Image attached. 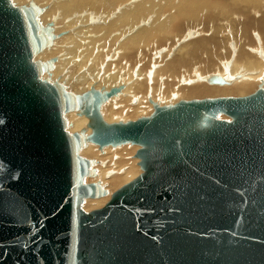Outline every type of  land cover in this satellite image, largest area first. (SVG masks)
<instances>
[{
    "label": "water",
    "instance_id": "1",
    "mask_svg": "<svg viewBox=\"0 0 264 264\" xmlns=\"http://www.w3.org/2000/svg\"><path fill=\"white\" fill-rule=\"evenodd\" d=\"M42 11L0 0V264H264V90L107 124L97 106L115 90L38 82L51 61L33 57L53 38ZM80 109L92 143L141 146L143 172L89 213L82 198L106 192L80 185L92 161L63 119Z\"/></svg>",
    "mask_w": 264,
    "mask_h": 264
},
{
    "label": "bare ground",
    "instance_id": "2",
    "mask_svg": "<svg viewBox=\"0 0 264 264\" xmlns=\"http://www.w3.org/2000/svg\"><path fill=\"white\" fill-rule=\"evenodd\" d=\"M104 1H106L107 3L110 1L111 2V0H104ZM114 1V3L116 2V0H113ZM112 1V2H113ZM120 1V0H119ZM132 1V0H131ZM144 1V0H143ZM148 1V0H147ZM159 1V0H158ZM161 1V0H160ZM179 1V0H178ZM202 1V3L203 2H206V0L205 1H203V0H201ZM208 1V0H207ZM221 1V0H220ZM220 1H218L217 0V2H219L220 4H222ZM225 0H223V3L225 4V2H224ZM230 1V0H229ZM237 1V0H236ZM238 1H240V0H238ZM243 1V0H242ZM35 2V1H34ZM95 2H97V0H91V2H90V0H51V2L49 3V5H50V9H49V11H52V13H53V16L52 15H49V16H47L48 14H49V12L47 13L46 11H45V13H44V19H46V20H48V19H50V20H56V23L55 24H53L50 28H48V25H46L43 29H46V33H49L50 35H52L53 36V38L52 39H56L57 41H59L60 43L62 42V40L63 39H67L68 41H69V45H68V48L65 50V51H61V52H59V53H57V57H58V63H54L53 61H51V69L50 70H46L41 76H39V78H38V82H44V83H51V84H57V85H60L63 89H64V91H67V90H69V89H72L71 90V95L72 96H74V97H80L81 95H83L86 91H89V90H91V89H94L95 90V87L93 88L92 87V85H91V83L95 80V78H96V76L98 75V68H97V70H95V68H93V64H94V57H98V55H99V52H98V54L97 53H95L94 51H92L91 52V50L93 49V47H94V45L92 46V44H90V43H92V38L93 39H95V37L93 36V34H95L96 33V35L95 36H97V35H99L101 32H99V34H98V32H93L94 30H95V28H93L92 29V32H93V34H92V32H91V36H89V32H88V29H90L89 27L87 28V26H86V28L84 27H82V28H79V29H77L76 31H74V32H72V33H70V34H68V35H66V36H61L60 38L58 37V34H63V33H65V32H68V31H71V29H72V25L73 24H75L76 22H78V23H83L85 20H86V18H89V16H87L85 13H87L88 14V12H89V8L90 7H92V6H90V4L91 3H94L95 4ZM105 2V3H106ZM139 2H142V1H139ZM138 1L136 2V4L137 3H139ZM171 1L169 0V3H170ZM172 2H173V0H172ZM181 2V1H180ZM188 2L190 3V2H192V3H195V2H197L196 0H194V2H193V0L192 1H190V0H186V1H183V2H181V4H182V7H183V11L182 10H180L181 9V4L179 3L178 5H180V6H178L177 4V7H180V14H183L184 15V10L186 9V7L189 5L188 4ZM209 2V1H208ZM228 2V1H227ZM226 2V3H227ZM102 3H104V2H102ZM118 3V2H117ZM145 3H147V2H145L144 1V3L143 4H145ZM192 3H190V4H192ZM201 2H200V4H202ZM211 3V4H210ZM216 3V2H215ZM215 3H214V6H212V2H209V8L211 7H214L213 9H215V12H216V9H217V7L215 6ZM219 3H216V4H219ZM243 3V2H242ZM247 3V6H250V11H249V14H252L253 13V15L254 14H257V13H259L260 11L262 12V14L259 16V18H257V20L255 21V29L254 30H256V35H254V36H256L257 38H258V40H255L254 39V44H252V42L253 41H250V39L252 38H248L247 39V41H243V42H240L241 44H237L236 43V45L233 43V42H231V44H230V46H231V48L233 49V47H235L233 50L234 51H236V52H234V54H233V56H232V58H231V60L229 59L228 60V63L226 64L225 63V65H223V64H221V63H217L218 64V66H216V68L213 70V71H206L207 73H205V70L203 71H201L200 70V66H201V64H199L198 65V63H197V61H194V60H191L192 62L189 64L190 65V69H191V67L192 66H195V67H193V69H194V71H193V69H191L189 72H188V70H187V68H185V66H180L181 68H179V67H177V68H174V69H172V71L170 70V68L172 67V65H176V66H179V65H182L181 63L183 62V61H185L186 63H187V59L189 58V60L190 59H192V57H191V55H192V53H193V51L196 49L195 47H197L198 45H196V43H198L197 42V40L196 39H193V40H191L192 38H194V36H192V33L191 34H188V35H186L185 37L184 36H182V34L183 33H181V35H180V37L182 36V37H184L183 38V40L182 41H178L176 44H170L169 46H167V48H166V50H165V48L163 49V50H165L164 52V54H162V56L161 57H159V58H168L169 57V55H170V53H171V56H172V58L167 62L166 61V63L165 64H163L161 67H159V69H157V70H155V73L152 75L153 76V78H154V76H158V75H162L161 73H164L163 71L165 70L166 71V73H167V75L168 74H170V75H168L167 76V81H165L166 83H164V82H162V83H160L159 82V84H156V85H154V86H150L149 87V89L147 88V86H143L144 85V83L143 82H139V84H135L134 82H132V81H127V79H125V78H123V74H118V75H111V74H109V75H111V77H106V78H112L105 86L103 85V83H102V79H103V77L105 76V73H104V75H103V77H102V79H100L99 78V87H100V95H102V94H104V93H108V92H110L112 89L113 90H115V92L113 93V94H115V95H111L105 102H103V103H101V104H99L98 106H97V109H98V111H99V113H100V115H101V117H102V119H103V121L105 122V123H107V124H113V123H115V124H127V123H129V122H131V121H135V120H137V119H145V118H150L153 114H154V111H155V109H154V104H156V105H158L159 107H172V106H174L175 104H177L178 102H180V101H192V100H205V99H207V100H212V99H210V97H213V99L214 98H217L218 96H220L221 98L223 97V98H227V97H231V96H239V97H242V98H244V97H247V96H250V95H252V94H254L258 89H262V90H264V0H250V1H248V2H246ZM110 3H108V4H104L105 6L106 5H109ZM125 4V3H124ZM130 3H128V5H126V6H123V7H119V9H115L116 11H117V15L115 14V13H113L114 15H116V16H114V15H112V17H111V19L113 18V16L114 17H118V16H121L122 17V15L123 14H126L127 13V11H128V14L130 13V15L132 14L131 13V11L129 10L130 8L129 7H132L131 5H129ZM154 4V3H153ZM198 4V3H197ZM196 3L194 4V6H195V8H194V11L195 12H193V9H190L191 11H192V13H196V11L198 10V11H200V9L201 8H198V7H200L199 6V4L197 5ZM208 4V3H207ZM222 5V6H225V7H229L228 9L226 8V10H221V11H223L224 13L222 14L221 12L220 13H217L218 14V17H223V18H230L229 16L232 14V15H234L233 13V8L231 7V5H229L228 3V6L227 5ZM245 4V3H244ZM103 5V6H104ZM147 5V4H146ZM146 5H144L145 7H146ZM149 5V4H148ZM175 6V4L174 3H172L171 4V7L172 6ZM41 6V4H38L37 5V7L39 8ZM134 6V5H133ZM168 6H170V4L168 5ZM193 6V7H194ZM204 6H206L205 4L203 5V6H201V7H204ZM218 6H220V5H218ZM242 7H243V9L245 8V7H247V6H243V5H241ZM43 7V6H42ZM107 7V6H106ZM111 9H112V7H111V5L109 6ZM138 7L139 6H135V7H133L134 9L135 8H137V10L138 11H142V8H141V10H139L138 9ZM140 7H141V5H140ZM139 7V8H140ZM144 7V8H145ZM163 7V6H162ZM176 7V6H175ZM176 7V8H177ZM225 7H224V9H225ZM118 8V7H117ZM168 8V7H167ZM176 8H175V10H176ZM189 7H187V9H188ZM208 8V7H207ZM206 7L205 8H203V9H207ZM210 8V9H211ZM40 9V8H39ZM93 9V8H92ZM105 9V8H104ZM132 9V8H131ZM170 9V8H169ZM212 9V12L214 11ZM221 9H222V7H221ZM109 9H107V11H108ZM113 10V9H112ZM115 10H113V11H115ZM137 10H132V11H134V13L136 14V13H138L137 15L139 16H141V13L143 12H145V14L147 13V11H145V10H147V9H144V11H142V12H138ZM156 10V9H155ZM154 10V11H155ZM161 10V9H160ZM171 10V9H170ZM172 10H174V9H172ZM171 10V11H172ZM259 12H258V11ZM110 11V10H109ZM130 11V12H129ZM159 11V10H158ZM177 11H178V9H177ZM206 11V10H205ZM103 12V11H102ZM149 12V11H148ZM162 12V11H161ZM160 12V13H161ZM164 12V11H163ZM167 12V11H166ZM203 12H204V10H203ZM208 12H211V10L209 11L208 10ZM211 12V13H212ZM218 12V11H217ZM236 12V11H235ZM238 12V11H237ZM260 12V13H261ZM91 13H93V12H91ZM134 13H133V15H134ZM176 13V15H178L177 14V12H175ZM198 13V12H197ZM207 13V12H206ZM206 13H204L205 14V16L207 17L208 15V13L206 14ZM210 13V15L212 16V14ZM42 13H40L39 15H41ZM98 14V13H97ZM165 14V13H164ZM38 15V16H39ZM107 15L109 16V13L107 12ZM130 15L129 16H125V19H128V17L130 18ZM143 15V14H142ZM168 15V14H167ZM174 15V14H173ZM192 15V14H191ZM190 15V16H191ZM93 16H94V14H93ZM107 16V17H108ZM132 16V15H131ZM139 16V17H140ZM147 15H145V20H146V17ZM160 16H162V15H160ZM169 16H172V15H170L169 14ZM187 16H188V14H187ZM189 16V17H190ZM198 18H200L201 19V17H202V13H201V17H200V12L198 13ZM236 16H237V14H236ZM235 16V17H236ZM135 17V16H134ZM138 17V18H139ZM143 17V16H142ZM158 17H159V15H158ZM181 17V16H180ZM180 17H178L177 19L179 20V18ZM192 17V16H191ZM195 17V16H194ZM206 17H205V19H206ZM213 17V16H212ZM217 16H215V18H216ZM238 18L240 17V16H237ZM236 17V18H237ZM93 18V17H92ZM103 18V17H102ZM110 18V17H109ZM133 18V17H132ZM132 18H131V20H132ZM135 18H137V17H135ZM135 18H133V19H135ZM155 18V17H154ZM153 18V19H154ZM165 18H167V17H165ZM176 18V17H175ZM183 18V17H182ZM196 18V17H195ZM203 18V17H202ZM211 18V17H210ZM98 19V18H97ZM117 19V18H116ZM122 19H123V22H121L122 24H123V26H125L124 25V22L125 23H127V20H125L124 21V18L122 17ZM141 19V18H140ZM140 19H136L135 20V22L133 21V24L132 25H136L135 27H137V24L136 23H138L139 24V21H140ZM173 19H174V17H173ZM177 19H174V20H165V21H167V23L165 22V23H163V21L164 20H162L161 22L160 21H158V18H156V21L155 20H153V21H151V19L150 18H148L147 20H146V23H147V21H149V22H151V24H150V29H151V27L152 26H154L155 27V31L157 32V34H160V33H163L164 31H167V29L166 30H164L165 28H169V27H171V28H173V29H177L176 31H177V34H179L178 32H179V30H178V27H177V24L179 25V22L177 23ZM184 19L186 20V18L184 17ZM183 19V20H184ZM192 19V18H191ZM217 19V18H216ZM103 20H104V23L106 22V20L103 18ZM110 20V19H109ZM114 20V19H113ZM120 20V19H119ZM130 20V21H131ZM145 20L143 21V19L140 21L142 24H145ZM161 20V19H160ZM196 20H198V19H196ZM235 20V19H234ZM233 20V21H234ZM116 20H114V22H115ZM118 21V20H117ZM120 21H122V20H120ZM119 21V22H120ZM190 22H192L191 20H189ZM201 21V20H200ZM199 21V22H200ZM202 21H203V19H202ZM213 21H214V19H213ZM225 21H226V19H225ZM229 21V20H228ZM49 22V21H48ZM53 21H51V23H52ZM94 23H96V20L95 21H93ZM92 22V24L94 25V23ZM100 22H101V20H100ZM112 22V26H113V21H111ZM132 22V21H131ZM148 22V23H149ZM184 22V21H183ZM186 22H187V20H186ZM195 22V21H194ZM198 22V21H197ZM197 22H196V24H197ZM221 22V21H220ZM224 22V21H223ZM222 22V23H223ZM229 22H231V19H230V21ZM99 23V21H97V24ZM102 23H103V21H102ZM102 23H99L100 24V28L102 29V27H105L106 29H107V27L106 26H102L101 24ZM103 23V24H104ZM108 23V22H107ZM117 24L116 25H122V24H118V22H116ZM128 25L130 26V22L128 21ZM188 23V22H187ZM228 23V22H227ZM98 24V25H99ZM214 24H215V22H214ZM220 24V23H219ZM225 24V23H224ZM98 25H94V26H92V27H96L97 28V26ZM105 25V24H104ZM110 25V26H111ZM140 26H139V28L137 29V30H135V34H134V36H135V38L136 39H138L139 38V36H141L142 37V35L140 34L139 35V33H141V32H143L144 33V31H147L148 29H149V27L147 26V25H141V24H139ZM182 26H183V24H181ZM187 25V27H188V25H191L192 26V24H186ZM195 25V24H194ZM227 25V24H226ZM225 25V26H226ZM229 25V24H228ZM249 25H251V23L250 22H248L247 21V24H246V29H248V27H249ZM112 26L110 27V28H112ZM119 26V27H120ZM126 26H127V24H126ZM197 26V25H196ZM254 26V25H253ZM109 27V26H108ZM117 27V26H116ZM116 27H114L113 29H114V31L116 30L115 28ZM131 27V26H130ZM98 29V30H101V29ZM122 28H124V27H122ZM170 28V29H171ZM180 28V27H179ZM182 28V27H181ZM188 28H190V27H188ZM194 28V27H193ZM227 28V27H226ZM236 28V27H235ZM96 29V31H98ZM118 30H119V28H117ZM125 29V28H124ZM124 29H121L122 31L124 30ZM127 29V28H126ZM125 29V31H127ZM131 29H132V27H131ZM149 29V30H150ZM152 29H154V28H152ZM184 29V28H183ZM182 29V30H183ZM221 29V28H220ZM104 30V28L102 29V31ZM107 30H111V29H107ZM106 30V31H107ZM121 30L120 31H118V32H121ZM128 30H130L129 28H128ZM189 30V29H188ZM191 30V29H190ZM196 30V29H195ZM201 32H203V30L204 29H199ZM211 30H213V29H211ZM228 30V29H227ZM230 31H231V35H230V40L231 39H233L232 38V32H233V30H235L234 28H232V30H231V27H230V29H229ZM228 30V31H229ZM254 30H252V31H254ZM106 31H105V33H106ZM112 31V30H111ZM113 31V32H114ZM124 31V32H125ZM133 31V30H132ZM131 31V32H132ZM183 31H185V30H183ZM197 31V30H196ZM240 31V30H239ZM108 32H110V31H107V33ZM153 32V31H152ZM169 32V31H168ZM243 32V31H242ZM58 33V34H57ZM103 33H104V31H103ZM112 32H110V34H111ZM128 33V32H127ZM146 33V32H145ZM145 33H144V35H145ZM155 33V32H154ZM165 33V32H164ZM167 33V32H166ZM186 33V32H185ZM189 33V32H188ZM195 33V32H194ZM199 33V32H198ZM240 33V32H239ZM258 33V34H257ZM109 34V33H108ZM109 34V35H110ZM168 34V33H167ZM170 34H172L173 35V33H170ZM175 34V33H174ZM202 34V33H201ZM214 34V33H213ZM219 34V33H218ZM221 34L222 33H220V36H221ZM225 34H226V32H225ZM229 34H230V32H229ZM251 34H253V32H251ZM37 35H43V32L42 31H39L38 33H37ZM104 35V34H103ZM129 35V34H128ZM137 35H139V36H137ZM143 35V36H144ZM161 35V34H160ZM176 35V34H175ZM200 35V34H199ZM212 35V34H211ZM244 35V34H243ZM105 36V35H104ZM133 35L131 34V38L133 39V37H132ZM162 36V35H161ZM191 36H192V38H191ZM201 36V35H200ZM86 37H88V38H86ZM90 37H92V38H90ZM101 37V36H100ZM106 37V36H105ZM140 37V38H141ZM145 37H147V39L148 38H150L149 36H148V33L146 34V36ZM163 37H165V36H163ZM163 37H162V39H163ZM169 37V36H168ZM212 37H213V35H212ZM222 37V36H221ZM255 37V38H256ZM97 38V37H96ZM114 38V36L112 37V39ZM124 38H126V36L124 37ZM140 38H139V40H140ZM154 38V37H153ZM155 38H157V35L155 36ZM160 38V37H159ZM169 38H171L170 40H173L174 38H172V36L171 37H169ZM208 38H209V36H208ZM216 38V37H215ZM256 38V39H257ZM52 39L49 41V45H46L45 47H43L39 52H37L36 54H35V56L33 57V61H38V62H40L42 65L43 64H45V63H47L48 62V60L50 59V58H52L53 56H54V52L56 51V45H55V42L54 41H52ZM88 39V40H87ZM107 39V38H106ZM122 39V38H121ZM143 39V38H142ZM161 39V40H162ZM165 39V38H164ZM207 39V38H206ZM210 39H212L211 37H210ZM178 39H176V41H177ZM180 40V39H179ZM203 40H205V39H203ZM207 40H209V39H207ZM226 40H227V38H226ZM93 41H95V40H93ZM101 41V40H100ZM113 41V40H112ZM115 41H117V39L115 40ZM125 41H128V39L126 40L125 39ZM124 40L123 41H121V42H123L122 43V45H120L119 47H121V49H122V46L125 44L124 42H125ZM131 43H133V44H131V46L132 45H134V44H136V43H134L133 41L134 40H129ZM138 41V40H137ZM142 41H144V40H142ZM146 41V40H145ZM152 41V40H151ZM175 40H174V42H176ZM232 41V40H231ZM87 42H88V44H87ZM120 42V43H121ZM130 42H128L129 44H130ZM148 42V41H147ZM211 42V41H210ZM214 42V41H213ZM67 44H68V42H66ZM65 43V44H66ZM114 43V42H113ZM154 43V42H153ZM233 43V44H232ZM64 44V43H63ZM101 44V43H100ZM142 43H140V45H141ZM148 45H149V43H147ZM256 44V45H255ZM110 45V44H109ZM113 45V44H112ZM116 45V44H115ZM126 45V44H125ZM146 45V44H145ZM144 45V46H145ZM148 45H147V47H148ZM165 45H166V43H165ZM167 45H168V43H167ZM174 45H176V46H174ZM90 46H92V48L90 47ZM102 46H104V45H102ZM101 46V47H102ZM230 46H228V47H230ZM100 47V48H101ZM126 47V46H125ZM134 47L136 48V46L134 45ZM133 47V48H134ZM146 47V46H145ZM163 47V46H162ZM175 47V48H174ZM190 47H193V48H191V50L190 51H187ZM91 48V49H90ZM112 48V47H111ZM110 48V49H111ZM127 48V47H126ZM139 48H141V46L139 47ZM161 48V47H160ZM94 49H96V48H94ZM93 49V50H94ZM120 49V50H121ZM123 49H125V48H123ZM129 49V48H128ZM127 49V50H128ZM138 49V48H137ZM162 49V48H161ZM206 50H207V48H205ZM231 49V50H232ZM107 50H109V49H107ZM106 50V51H107ZM119 50V49H118ZM126 50V49H125ZM135 50V49H134ZM162 50V51H163ZM230 50V49H229ZM97 51H98V49H97ZM96 51V52H97ZM103 51V50H102ZM116 51V50H115ZM114 51V52H115ZM129 51V50H128ZM131 51V50H130ZM136 51V50H135ZM104 52V51H103ZM112 52V51H111ZM119 53H120V51H118ZM123 52V51H122ZM121 52V53H122ZM126 52V51H125ZM134 52V51H133ZM136 52H138V50L136 51ZM117 53V52H116ZM124 53V52H123ZM132 53V52H131ZM131 53H130V55H131ZM153 53V52H152ZM205 53V52H204ZM155 54V53H154ZM113 55V54H112ZM145 55V54H144ZM159 55H161L160 53H159ZM203 55V54H202ZM60 56L61 57H63L62 59L60 58ZM76 56V57H75ZM115 56H116V54H115ZM114 56V57H115ZM125 56V55H124ZM204 56V55H203ZM208 56V55H207ZM90 57H93V58H90ZM97 57H96V60H97ZM113 57V56H112ZM126 57V56H125ZM131 57H132V55H131ZM178 57H180V58H178ZM71 58V59H70ZM88 58H90V59H93V64H89L90 66H88V62H90L89 60H87ZM117 58H118V54H117ZM123 58V57H122ZM121 58V59H122ZM113 59V58H112ZM126 59V58H125ZM130 59V58H129ZM142 58H140L139 60H141ZM144 60V59H143ZM180 60V61H179ZM224 60V59H223ZM61 61H63V63L61 62ZM86 61H88V62H86ZM119 61H120V59H119ZM121 61H123V59L121 60ZM120 61V64L122 63ZM127 61V60H126ZM157 61V60H156ZM162 61H163V59H162ZM208 61H209V59H208ZM218 61V60H217ZM225 61V60H224ZM91 62V63H92ZM117 62V61H116ZM115 62V63H116ZM128 62H129V60H128ZM158 62V61H157ZM194 62V63H193ZM62 63V64H61ZM67 63H73L74 65V68H73V70L74 71H70V70H72V69H69V74H68V69L66 70V67H65V64H67ZM118 63V62H117ZM143 63V62H142ZM207 63V62H206ZM222 63H224V62H222ZM108 64V63H107ZM106 64V65H107ZM124 64V63H123ZM125 64H127V63H125ZM129 64V63H128ZM161 64V63H160ZM193 64V65H192ZM202 64H204V63H202ZM208 64V63H207ZM67 65H70V64H67ZM66 65V66H67ZM72 65V64H71ZM113 65V64H112ZM184 65V64H183ZM118 66H120V65H118ZM118 66H112V67H118ZM121 66H122V64H121ZM124 66V65H123ZM127 66V65H126ZM129 66V65H128ZM127 66V67H128ZM165 66V67H164ZM206 66V65H205ZM204 66V67H205ZM164 67V68H163ZM184 67V68H183ZM202 67V66H201ZM204 67H202V68H204ZM76 68V69H75ZM206 68V67H205ZM81 69V70H80ZM111 69V68H110ZM116 69V68H115ZM207 69V68H206ZM211 69H213V68H211ZM79 70V71H78ZM95 70V71H94ZM178 70L180 71V70H182V74H183V77H184V79H182V80H184L185 82L183 83V84H185V83H187L186 82V80L187 79H189V80H191V82L193 81V83H191L190 85H187V86H184V87H182V86H179V84H178V81H179V79H178V76H179V73H178ZM62 71V72H61ZM78 71V72H77ZM80 71H81V77L80 78H78L77 80V82H73V80L75 81V79H72L71 77H73L74 76V78L77 76V75H79V73H80ZM113 71H114V68H113ZM117 71V70H116ZM128 70H126V72H127ZM63 72H64V74H63ZM124 72H125V70H124ZM143 72H145V71H143ZM140 69L138 70V76H140V77H143L144 76V74L146 73H143ZM204 72V73H203ZM60 73H62L64 76H62V74L60 75ZM90 73H92V75H93V77H91V76H88ZM110 73V72H109ZM113 73H116V72H113ZM75 74V75H74ZM117 74V73H116ZM128 74H129V76L130 77H132V71H129L128 72ZM181 74V73H180ZM73 75V76H72ZM164 75V74H163ZM62 76V77H61ZM87 76H88V78H87ZM102 76V75H101ZM90 77V78H89ZM100 77V76H99ZM134 77H135V73H134ZM214 77H219L221 80H222V82L221 83H219V84H217V83H213V78ZM69 78H71L70 80H68ZM150 78H152V77H150ZM162 78H164V76L162 77ZM166 78V77H165ZM190 78H192V79H190ZM104 79H105V77H104ZM103 79V80H104ZM155 79V78H154ZM152 80V81H154L155 82V80ZM107 80V79H106ZM162 80V79H161ZM112 81V82H111ZM150 81V80H149ZM105 82H107V81H105ZM104 82V83H105ZM174 82H176L177 83V85H175V83ZM173 83H174V85H173ZM76 84H78V85H76ZM164 84H165V86H164ZM102 85V86H101ZM161 85V86H160ZM104 89V90H103ZM148 90H149V92H148ZM175 91V97H174V99L172 100V101H169L168 102V98H169V96H170V94H173V92ZM146 93H148L147 94V99H148V102L147 103H143L144 101L142 100V99H140L138 102H134V99L135 98H142V96L144 95V94H146ZM119 103H123V104H125V106H126V110H125V112H123V113H121L122 112V107L121 108H119ZM134 103V104H133ZM130 106V107H129ZM82 111V109H80V110H75V111H69V112H64L63 113V119L65 120V124H66V126H65V131L69 134V135H73V134H80V135H82L83 136V142L85 143L81 148H79L78 149V151L76 152V156L77 157H79V158H81V159H91V158H95L96 157V153H97V150L98 149H100V151H102V152H104V154L106 153V152H108V156L109 157H114V159H113V161H112V169H114L115 171H119V169L122 167V165L124 164L123 163V160L125 159V156L126 155H129V154H132V153H135L138 149H140L141 148V146H139V145H137V144H133V143H131V142H127V143H123V144H118V145H113V144H110V145H106V146H103V147H100V146H98L97 144H94V143H92L90 140H89V138H90V136L92 135V129L91 128H89L88 127V125H87V123H88V119L83 115V113L81 112ZM218 115H219V113H218ZM220 115H222V114H220ZM225 115V114H224ZM217 117H220V116H217ZM208 118V115H203V117H202V120H201V122H200V126L202 127V126H204L205 125V120ZM215 119H217V118H215ZM226 119V120H225ZM225 119H224V121H227V122H230V121H232V119L231 118H228V117H225ZM95 152V153H94ZM131 159H132V165H131V167H130V169L126 172V173H124V174H122V175H119L118 173H115L113 176H111L110 178H109V191L106 193V195L105 196H107V197H104V198H88V197H84V198H82V200L84 199V207H83V211H86L87 213H89L90 211H92L93 209L94 210H96V209H100V208H102L109 200H110V198H111V195L115 192V191H117L118 189H120L121 188V186H123V184H128V183H130L131 181H133L137 176H139L143 171H142V169H141V167L139 166V162H138V160L136 159V157L135 156H129ZM92 165H93V162H92ZM91 165V166H92ZM90 166V167H91ZM108 168V167H107ZM104 169H106V168H104ZM86 176V175H85ZM84 177V176H83ZM81 182L83 183V184H85V180L82 178L81 179ZM97 187H98V189L99 190H103V185H104V182H103V180L100 178L99 180H97L96 181V184H95ZM82 200H81V202H82Z\"/></svg>",
    "mask_w": 264,
    "mask_h": 264
},
{
    "label": "rangeland",
    "instance_id": "3",
    "mask_svg": "<svg viewBox=\"0 0 264 264\" xmlns=\"http://www.w3.org/2000/svg\"><path fill=\"white\" fill-rule=\"evenodd\" d=\"M9 1V4H10V6L11 7H28L29 6V3L30 2H32V3H34L36 6L38 5V4H41V6L39 7L40 9H43V11H42V14L41 15H39V16H37L36 17V21H37V23L42 27V28H44L46 25H48V28H50L53 24H55L56 23V20H50V19H48V20H46V19H44V13H45V11L48 13L49 12V14L47 15V16H49V15H52L53 16V13H52V11H49V9H50V5H49V3L51 2V0H8ZM35 1V2H34ZM95 1V0H94ZM113 0H111V2L109 1L108 3H110L109 5H104V4H108L106 1H104V0H97V2H95V4L94 3H91L90 4V6H92V7H90L89 8V12H88V14L87 13H85L87 16H89V18H86V20L83 22V23H78V22H76L75 24H73L72 25V29H71V31H68V32H65V33H63L62 35L61 34H58V37L60 38L61 36L63 37V36H66V35H68V34H70V33H72V32H74V31H76L77 29H79V28H86V26H87V28L89 27L90 29H88V32H89V36H91L92 34H93V32H98V34H99V32H101L99 35H97V36H95L96 35V33L95 34H93V36L95 37V39H93L92 37H90V38H92V43H90V44H92V46L94 45V47H93V49L94 48H96V49H92L91 50V52L92 51H94L95 53H97L98 54V52H99V55H98V57H97V60H96V57H90V58H93L94 59V61H93V59H90V58H88L87 60H89L90 62H88V61H86V62H88V66H90L89 64H93V62H94V64H93V68H95V70H97V68H98V75L96 76V78H95V80L91 83V85H92V87L94 88L95 87V90L96 91H98V92H100V87H99V78L100 79H102V77H103V75H104V73H105V79H104V77H103V79H102V83H103V85L105 86L111 79L110 78H106V77H111V75L113 74V75H118V74H123L122 76H123V78H125V79H127V81H132V82H134L135 84H139V82L141 83V82H143L144 83V85L143 86H147V88L149 89V87L150 86H154V85H156V84H159V82L160 83H162V82H164V83H166L165 81H167V76L168 75H170V74H168L167 75V73H166V71L164 70L163 72L164 73H161L162 75H156V76H154V78H153V74L155 73V70H157V69H159V67H161L163 64H165L166 63V61L168 62L171 58H172V56H171V53H170V55H169V57L168 58H159V57H161L162 56V54H164L165 52V50H166V48H167V46H169L170 44H176L178 41H182L183 40V38L186 36V35H188V34H191L192 32V36H194V38H192V36H191V40H193V39H196L197 40V42L198 43H196V45H198L197 47H195L196 49L193 51V53H192V55H191V57H192V59H190L189 60V58L187 59V63L185 62V61H183L181 64L182 65H179V66H176V65H172V67L170 68V70L172 71V69H174V68H177V67H179V68H181L180 66H185V68H187V70H188V72L191 70V69H193V67H195V66H192L191 67V69H190V63L192 62L191 60H194V61H197V63H198V65L199 64H201V66L202 67H204L205 65V67L207 68H202L201 66H200V70L202 71L203 69L205 70V73H207L206 71H213L215 68H216V66H218V64L219 63H221V64H223V65H225V63L227 64L228 63V60L230 59L231 60V58H232V56H233V54H234V52H236V51H234L233 49L235 48V47H233V49L231 48V46H230V44H231V42H233L235 45H236V43L237 44H241L240 42H243L245 39V41H247V39L248 38H251L250 39V41H253L252 42V44H254L255 42H254V39L255 40H258V38L256 37V36H254V35H256V30H254L255 28V21L257 20V18H259V16L262 14V12L260 13L258 10V12L259 13H257V14H254L253 15V13L252 14H249V11H250V6H247V3L246 2H248V1H250V0H240V1H236V0H225L229 5H231V7L233 8V14L234 15H230L229 17L230 18H223V17H218V14L217 13H224L223 11H221V10H226V8L227 7H225V6H222L224 3H223V0H218V1H220L222 4H220L219 2H217V0H208L209 2H212V6H214V3L216 2V3H219V4H216L215 3V6L217 7V9H216V12H215V9H213L214 7H210L209 8V2L206 0V2H203L202 3V1L201 0H196L197 2H195L196 4L198 3L199 4V6L200 7H198V8H201L200 9V11H196V13L194 14V13H192V11L190 10V9H193V12H195L194 11V8H195V6H194V4L195 3H192V2H190V3H192V4H190L189 2H188V6L187 7H189L188 9H187V7H186V9L184 10V15L183 14H180V10H182L183 11V7H182V4H181V2H183V1H186V0H173V2H172V0H170L171 2L169 3V0H144L145 2H147V3H145V4H143L144 3V1L143 0H116V2L114 3V1L112 2ZM139 2V1H142V2H139V3H137L136 4V2ZM181 1V2H180ZM190 1H192V0H190ZM203 1H205V0H203ZM224 1V2H225ZM90 2H91V0H90ZM102 2H104V3H102ZM106 2V3H105ZM118 2V3H117ZM193 2H194V0H193ZM200 2L202 3V4H200ZM225 2V4L224 5H227L228 6V4ZM243 2V3H242ZM125 3V4H124ZM128 3H130L129 5H131L132 7H129L130 9V11H131V15H130V13L128 14V11H127V13L126 14H123L122 15V17L124 18V21L125 20H127V23H125L124 22V25L125 26H123V24L121 23V22H123V19H122V17L121 16H118V17H114V16H116L117 14V9H119V7L121 6V7H123V6H126V5H128ZM154 3V4H153ZM172 3H174L175 4V6L177 7V5L180 3L181 4V9H180V7H175L174 5L171 7V4ZM208 3V4H207ZM245 3V4H244ZM147 4V5H146ZM149 4V5H148ZM170 4V6H168ZM177 4V5H176ZM197 4V5H198ZM206 5V6H204V7H201V6H203V5ZM211 4V3H210ZM104 5V6H103ZM111 5V7H112V9L113 10H115V11H113L109 6ZM134 5V6H133ZM140 5H141V7H140ZM144 5H146V7L144 6ZM209 5V6H208ZM218 5H220V6H218ZM241 5H243V6H247V7H245L244 9H243V7L241 6ZM43 6V7H42ZM135 6H139L138 7V9L139 10H141V8H142V11H144V9H147V10H145V11H147V13L145 14V12L143 13L142 11H138L137 10V8H133V7H135ZM163 6V7H162ZM178 6H180V5H178ZM194 6V7H193ZM118 7V8H117ZM145 7V8H144ZM168 7V8H167ZM207 8V9H203V8ZM221 7H222V9H221ZM224 7H225V9H224ZM93 8V9H92ZM105 8V9H104ZM132 8V9H131ZM172 10V9H174V10H170V9ZM175 8H176V10H175ZM229 8V7H228ZM227 8V9H228ZM107 9H109L108 11H107ZM156 9V10H155ZM161 9V10H160ZM177 9H178V11H177ZM180 9V10H179ZM212 9L214 10L213 12H212ZM132 10H137L138 12H142L141 13V16L139 17L137 14L138 13H134V11H132ZM155 10V11H154ZM159 10V11H158ZM203 10H204V12H203ZM206 10V11H205ZM208 10L210 11L211 10V12H208ZM103 11V12H102ZM129 11V12H130ZM149 11V12H148ZM162 11V12H161ZM164 11V12H163ZM167 11V12H166ZM218 11V12H217ZM236 11V12H235ZM238 11V12H237ZM91 12H93V13H91ZM107 12L109 13V16L107 15ZM136 12V11H135ZM161 12V13H160ZM175 12H177V14L178 15H176V13ZM200 12V17H201V13H202V17H201V19L200 18H198L199 16H198V13ZM208 14H207V13ZM98 13V14H97ZM113 13H115L116 15H114ZM133 13H134V15H133ZM165 13V14H164ZM204 13H206L208 16L206 17L205 16V14ZM210 13L212 14V16L210 15ZM93 14H94V16H93ZM114 15L113 16V18L111 19V17H112V15ZM143 14V15H142ZM168 14V15H167ZM169 14L170 15H172V16H169ZM174 14V15H173ZM187 14H188V16H187ZM192 14V15H191ZM236 14H237V16H240L239 18L236 16ZM129 16L130 15V18L128 17V19H125V16ZM145 15H147L146 17V20L148 19V18H150L151 19V21H153V20H155L156 21V18H158V21H162V20H164L163 21V23H167V21L169 20H174V19H177L178 17H180L179 18V20L177 19V23L179 22V25L177 24V27H178V30H179V34H177V29L175 30V29H173V28H171V27H167V28H165L164 30H166L167 29V31H164L163 33H160V34H157V32L155 31L156 29H155V27L154 26H152L151 27V29H150V24H151V22H149V21H147V23H146V20H145ZM158 15H159V17H158ZM160 15H162V16H160ZM192 17H191V16ZM108 16V17H107ZM137 17V18H135V17ZM143 16V17H142ZM190 16V17H189ZM196 18H195V17ZM215 16H217L216 18H215ZM237 18H236V17ZM264 16V15H263ZM93 17V18H92ZM106 20V22L104 23V20H103V18ZM110 17V18H109ZM135 18V19H133V18ZM139 17V18H138ZM155 17V18H154ZM165 17H167V18H165ZM173 17H174V19H173ZM176 17V18H175ZM183 17V18H182ZM184 17L186 18V20H187V22H186V20L184 19ZM205 17H206V19H205ZM211 17V18H210ZM98 18V19H97ZM117 18V19H116ZM131 18H132V20H131ZM141 18V19H140ZM154 18V19H153ZM192 18V19H191ZM110 19V20H109ZM116 20L115 22H114V20ZM122 20V21H120V20ZM136 19H140V21L143 19V21L145 20V24H142L140 21H139V24H141L142 26L143 25H149L148 27H149V29L147 30V31H144V33H145V35H144V33L143 32H141V33H139V35L141 34L142 35V37L141 36H139V35H137V36H139V38H140V40H139V38L138 39H136L135 38V36H134V32H135V30H137L138 28H139V24L138 23H136L137 24V27H135L134 25H132L133 24V21L135 22V20ZM161 19V20H160ZM184 19V20H183ZM196 19H198V20H196ZM202 19H203V21H202ZM213 19H214V21H213ZM225 19H226V21H225ZM230 19H231V22H229L230 21ZM235 19V20H234ZM96 20V23H94L93 21H95ZM100 20H101V22H100ZM118 20V21H117ZM132 22H131V21ZM165 20H167V21H165ZM189 20H191L192 22H190ZM201 20V21H200ZM229 20V21H228ZM234 20V21H233ZM49 21V22H48ZM51 21H53L52 23H51ZM97 21H99V23H102V21H103V23L105 24H101L102 26H106L107 27V29L109 28V29H111V30H107L105 27H102V29L104 28V33H103V31H102V29L100 28L101 26H100V24L98 25L97 24ZM111 21H113V26L111 25L112 24V22ZM120 21V22H119ZM128 21L131 23L130 24V26L132 27V29H131V27L128 25L129 23H128ZM184 21V22H183ZM195 21V22H194ZM198 21V22H197ZM200 21V22H199ZM221 21V22H220ZM224 21V22H223ZM247 21L248 22H250L251 23V25H249V27H248V29H246V24H247ZM92 22L94 23V25L96 24V25H98L97 26V28L99 29H101V30H98L96 27H92V26H94L93 24H92ZM108 22V23H107ZM116 22H118V24L120 23V24H122L120 27L118 26V25H116L117 23ZM149 22V23H148ZM157 22V21H156ZM196 22H197V24H196ZM214 22H215V24H214ZM223 22V23H222ZM228 22V23H227ZM111 23V24H110ZM220 23V24H219ZM225 23V24H224ZM126 24H127V26H126ZM181 24H183V26L181 25ZM186 24H192V26L191 25H188V27H190V28H188L187 27V25ZM195 24V25H194ZM227 24V25H226ZM229 24V25H228ZM92 25V26H91ZM112 26V28H110L111 26ZM152 25V24H151ZM197 25V26H196ZM226 25V26H225ZM254 25V26H253ZM100 26V27H99ZM109 26V27H108ZM117 26V27H116ZM114 27H116L115 29V31H114ZM122 27H124L127 31H125V29L124 28H122ZM180 27V28H179ZM182 27V28H181ZM194 27V28H193ZM227 27V28H226ZM230 27H231V30H232V28H234L235 30H233V32H232V38L233 39H229L230 38V35H231V31L229 30L230 29ZM236 27V28H235ZM93 28H95V30L92 32V29ZM117 28H119V30L117 29ZM128 28L130 29V30H128ZM152 28H154V29H152ZM171 28V29H170ZM184 28V29H183ZM204 29L203 30V32H201L199 29ZM221 28V29H220ZM96 29L98 30V31H96ZM121 29H124L123 31L121 30ZM135 29V30H134ZM185 30V31H183V30ZM189 29V30H188ZM191 29V30H190ZM197 31H196V30ZM211 29H213V30H211ZM229 31H228V30ZM110 31V32H112L111 34H110V32H108L107 33V31ZM121 30V32H118V31H120ZM133 30V31H132ZM240 30V31H239ZM252 30H254V31H252ZM92 32V34H91V32ZM105 31H106V33H105ZM114 31V32H113ZM125 31V32H124ZM132 31V32H131ZM153 31V32H152ZM169 31V32H168ZM243 31V32H242ZM128 32V33H127ZM155 32V33H154ZM168 34H167V33ZM186 32V33H185ZM189 32V33H188ZM195 32V33H194ZM199 32V33H198ZM225 32H226V34H225ZM229 32H230V34H229ZM240 32V33H239ZM251 32H253V34H251ZM148 33V36L150 37V38H148L147 39V37H145L146 36V34ZM170 33H173V35L172 34H170ZM176 35H175V34ZM181 33H183L182 34V36H184V37H180V35H181ZM202 33V34H201ZM214 33V34H213ZM219 33V34H218ZM220 33H222L221 34V36H220ZM106 36H104V35ZM129 34V35H128ZM131 34L134 36H132L133 37V39L130 37L131 36ZM201 36H200V35ZM213 35V37H212V35ZM244 34V35H243ZM258 34V33H257ZM144 35V36H143ZM157 35V38H155V36ZM101 36V37H100ZM114 36V38L112 39V37ZM126 36V38H124ZM163 36H165V37H163ZM171 37L172 36V38H174L173 40H170L171 38H169V37ZM208 36H209V38H208ZM97 37V38H96ZM154 37V38H153ZM160 37V38H159ZM162 37H163V39H162ZM210 37L212 38V39H210ZM216 37V38H215ZM248 37V38H247ZM257 39H256V38ZM86 38H88V37H86ZM107 38V39H106ZM122 38V39H121ZM143 38V39H142ZM165 38V39H164ZM209 39V40H207V39ZM226 38H227V40H226ZM117 39V41H115ZM125 39L127 40L128 39V41H125ZM134 40L133 42L134 43H136V44H134L135 46H136V48L134 47V45H132L131 46V44H133V43H131L129 40ZM162 39V40H161ZM176 39H178L177 41H176ZM180 39V40H179ZM203 39H205V40H203ZM88 40V39H87ZM93 40H95V41H93ZM101 40V41H100ZM113 40V41H112ZM125 41L124 43L126 44H124L123 46H122V49H121V47H119L120 45H122V43L123 42H121V41ZM138 40V41H137ZM142 40H144V41H142ZM146 40V41H145ZM152 40V41H151ZM174 40L176 41V42H174ZM52 41H54L55 42V45H56V51L54 52V56L52 57V58H50L48 61H53L54 63H58V57H57V53H59V52H61V51H65L67 48H68V45H69V41L67 40V39H63L62 40V42L60 43L59 41H57L56 39H52ZM148 41V42H147ZM211 41V42H210ZM214 41V42H213ZM66 42H68V44L66 43ZM114 42V43H113ZM121 42V43H120ZM128 42H130V44L128 43ZM154 42V43H153ZM64 43V44H63ZM66 43V44H65ZM101 43V44H100ZM140 43H142L141 45H140ZM147 43H149V45L147 44ZM165 43H166V45H165ZM167 43H168V45H167ZM232 43V44H233ZM87 44H88V42H87ZM110 44V45H109ZM113 44V45H112ZM116 44V45H115ZM146 44V45H145ZM102 45H104V46H102ZM146 47H145V46ZM147 45H148V47H147ZM256 45V44H255ZM92 46H90L91 48H92ZM102 46V47H101ZM127 48H126V47ZM141 46V48H139ZM163 46V47H162ZM174 46H176V45H174ZM228 46H230V47H228ZM101 47V48H100ZM112 47V48H111ZM134 47V48H133ZM162 49H161V48ZM90 48V49H91ZM111 48V49H110ZM123 48H125V49H123ZM129 48V49H128ZM138 48V49H137ZM165 48V50H163ZM175 48V47H174ZM191 48H193V47H190L187 51H190L191 50ZM205 48H207V50L205 49ZM97 49H98V51H97ZM107 49H109V50H107ZM119 49V50H118ZM121 49V50H120ZM129 51H128V50ZM137 51L138 50V52H136L135 50ZM230 49V50H229ZM232 49V50H231ZM104 52H103V51ZM107 50V51H106ZM116 50V51H115ZM131 50V51H130ZM163 50V51H162ZM97 51V52H96ZM112 51V52H111ZM115 51V52H114ZM118 51H120V53L118 52ZM124 53H123V52ZM126 51V52H125ZM134 51V52H133ZM117 52V53H116ZM122 52V53H121ZM132 52V53H131ZM153 52V53H152ZM205 52V53H204ZM130 53H131V55H132V57H131V55H130ZM155 53V54H154ZM159 53L161 54V55H159ZM113 54V55H112ZM115 54H116V56H115ZM117 54H118V58H117ZM145 54V55H144ZM204 56H203V55ZM126 57H125V56ZM208 55V56H207ZM113 56V57H112ZM115 56V57H114ZM76 57V56H75ZM123 57V58H122ZM60 58L62 59L63 57H61L60 56ZM113 58V59H112ZM123 59V61H121L122 59ZM126 58V59H125ZM130 58V59H129ZM140 58H142L141 60H139ZM178 58H180V57H178ZM71 59V58H70ZM119 59H120V61L122 62L121 64H122V66H121V64H120V61H119ZM144 59V60H143ZM162 59H163V61H162ZM208 59H209V61H208ZM225 61H224V60ZM127 60V61H126ZM128 60H129V62H128ZM158 62H157V61ZM218 60V61H217ZM93 61V62H92ZM118 63H117V62ZM180 61V60H179ZM62 63H63V61H61ZM92 62V63H91ZM116 62V63H115ZM143 62V63H142ZM208 64H207V63ZM222 62H224V63H222ZM61 63V64H62ZM108 63V64H107ZM124 63V64H123ZM125 63H127V64H125ZM129 63V64H128ZM161 63V64H160ZM163 63V64H162ZM194 63V62H193ZM202 63H204V64H202ZM218 63V64H217ZM64 64V63H63ZM67 64H70V65H67ZM67 64H65V67H66V70L68 69V74H69V72L70 71H74L73 70V68H74V64L73 63H67ZM72 64V65H71ZM107 64V65H106ZM113 64V65H112ZM184 64V65H183ZM67 65V66H66ZM74 65V66H73ZM97 67H95V66ZM118 66V65H120V66H118V67H112V66ZM124 65V66H123ZM128 67H127V66ZM193 65V64H192ZM165 67V66H164ZM163 67V68H164ZM111 68V69H110ZM113 68H114V71H113ZM116 68V69H115ZM184 68V67H183ZM211 68H213V69H211ZM69 69H72V70H70L69 71ZM76 69V68H75ZM141 70L142 72L143 71H145V72H143V73H145L144 74V76L143 77H140V76H138L139 74H138V70ZM195 69V68H194ZM194 69H193V71H194ZM81 70V69H80ZM94 70V71H95ZM117 70V71H116ZM124 70H125V72H124ZM126 70H128L127 72H126ZM203 70V71H204ZM79 71V70H78ZM77 71V72H78ZM129 71H132V77H130L129 76V74H128V72ZM62 72V71H61ZM110 72V73H109ZM113 72H116V73H113ZM181 74H180V73ZM134 73H135V77H134ZM178 73H179V76H178V79H179V81H178V84H179V86H182V87H184V86H187V85H190L191 83H193V81L191 82V80H189V79H187L186 80V82L187 83H185V84H183L185 81L184 80H182V79H184V77H183V74H182V70H178ZM204 73V72H203ZM62 73H60V75H61ZM63 74H64V72H63ZM62 74V76H64ZM82 73H81V71H80V73H79V75H77L75 78H74V76L73 77H71L72 79H75V81L73 80V82L75 83V82H77L78 80V78H80ZM109 74H111V75H109ZM164 74V75H163ZM75 75V74H74ZM102 75V76H101ZM61 76V77H62ZM88 76H91V77H93V75H92V73H90ZM88 76H87V78H88ZM100 76V77H99ZM164 76V78H162ZM150 77H152V78H150ZM166 77V78H165ZM71 78H69L68 80H70ZM90 78V77H89ZM107 79V80H106ZM155 80V82L154 81H152V80ZM162 79V80H161ZM190 79H192V78H190ZM150 80V81H149ZM105 81H107V82H105ZM105 82V83H104ZM112 82V81H111ZM175 83V85H177V83L176 82H174ZM174 83H173V85H174ZM76 85H78V84H76ZM102 86V85H101ZM161 86V85H160ZM164 86H165V84H164ZM71 90L72 89H69V90H67V91H65V92H67V93H69V94H71ZM104 90V89H103ZM87 92V91H86ZM148 92H149V90H148ZM147 94L148 93H146V94H144L143 96H142V98H135L134 99V102H138L140 99H142L144 102L143 103H147L148 102V99H147ZM113 95H115V94H113ZM175 91L173 92V94H170V96H169V98L167 99L168 100V102L169 101H172L173 99H174V97H175ZM231 97H239V96H231ZM217 98H221L220 96H218ZM217 98H214V99H217ZM223 98V97H222ZM239 98H242V97H239ZM210 99H212L213 100V97H210ZM202 100V99H201ZM204 100V99H203ZM206 101H210V100H207V99H205ZM192 101H194V100H192ZM195 101H200V100H195ZM134 104V103H133ZM119 108H121L122 107V112L121 113H123V112H125V110H126V106H125V104H123V103H119ZM130 107V106H129ZM82 112V111H81ZM220 114H222V115H220ZM217 116H220V117H217ZM225 117H228V116H226V115H224L223 113H219V115L217 114L216 115V117L215 118H217L218 120H224L225 119ZM228 118H230V117H228ZM226 120V119H225ZM203 127V126H202ZM95 153V152H94ZM129 156H135V153H132V154H129V155H126L125 156V159L123 160V165H122V167L119 169V171H115L114 169H112L113 167V165L111 164L112 163V161H113V159H114V157L112 156V157H109L108 156V152H106L105 154H104V152H102V151H100V149H98L97 150V153H96V157L95 158H91V159H86V160H91L92 162H93V165L89 168V174L88 175H86V176H84V177H82L86 182H85V184H83L81 181H80V185H95L96 184V181L97 180H99L100 178L103 180V182H104V185H103V191H105L106 193L109 191V178L111 177V176H113L115 173H118L119 175H122V174H124V173H126L129 169H130V167H131V165H132V159L129 157ZM136 157V156H135ZM136 159L138 160V162H140V160L136 157ZM108 167V168H107ZM104 168H106V169H104ZM125 184H123V186H124ZM122 187V186H121ZM104 197H107V196H103V197H100V198H104ZM84 199L82 200V202H81V205H80V207H81V209L83 210V207H84ZM94 210V209H93ZM84 212H86V211H84ZM87 213V212H86Z\"/></svg>",
    "mask_w": 264,
    "mask_h": 264
}]
</instances>
